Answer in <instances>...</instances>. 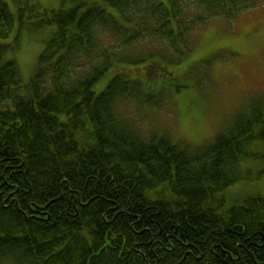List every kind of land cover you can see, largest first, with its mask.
<instances>
[{
  "label": "trees",
  "instance_id": "16d2710c",
  "mask_svg": "<svg viewBox=\"0 0 264 264\" xmlns=\"http://www.w3.org/2000/svg\"><path fill=\"white\" fill-rule=\"evenodd\" d=\"M63 1L0 0V264H264V193L225 197L264 151V93L203 143L126 111L175 82L193 29L264 0ZM24 27L46 33L26 83ZM152 56L145 80L123 69Z\"/></svg>",
  "mask_w": 264,
  "mask_h": 264
},
{
  "label": "rangeland",
  "instance_id": "374dc122",
  "mask_svg": "<svg viewBox=\"0 0 264 264\" xmlns=\"http://www.w3.org/2000/svg\"><path fill=\"white\" fill-rule=\"evenodd\" d=\"M38 1L42 7H67L71 4L63 0ZM108 10L114 12L113 8ZM14 35L15 30L10 40ZM45 37L46 33L42 31L26 27L21 30L19 46L12 52L25 83L37 67ZM193 38L190 49L184 43L181 45L185 48L182 49L181 60L168 63L167 68L172 70V75L166 73L163 76L174 77L175 82L166 91L159 90L160 94L152 93L156 103L142 105L133 101L126 106L127 112L140 118L145 132L167 130L175 140L190 143L211 141L237 109L246 105L254 95L264 93L263 4L241 10L234 17H210L193 29ZM164 47L170 54L169 47ZM151 60L156 58L152 56L141 63L124 65L123 69L145 80ZM163 60L167 64L168 60ZM114 70L110 69L96 83L97 92L106 87ZM157 74L155 71L153 76ZM159 83L160 80H153L151 89ZM241 166L246 175L225 191L227 207L240 204L253 193H264V151L260 156L244 159Z\"/></svg>",
  "mask_w": 264,
  "mask_h": 264
}]
</instances>
